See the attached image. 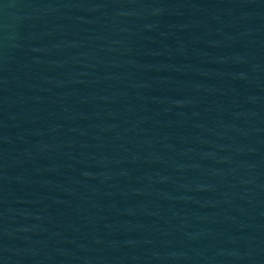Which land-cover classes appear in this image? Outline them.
<instances>
[{
  "label": "water",
  "instance_id": "1",
  "mask_svg": "<svg viewBox=\"0 0 264 264\" xmlns=\"http://www.w3.org/2000/svg\"><path fill=\"white\" fill-rule=\"evenodd\" d=\"M0 264H264V0H0Z\"/></svg>",
  "mask_w": 264,
  "mask_h": 264
}]
</instances>
